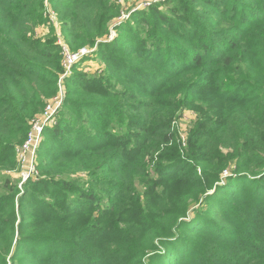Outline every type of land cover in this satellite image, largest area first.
<instances>
[{"label": "trees", "instance_id": "1", "mask_svg": "<svg viewBox=\"0 0 264 264\" xmlns=\"http://www.w3.org/2000/svg\"><path fill=\"white\" fill-rule=\"evenodd\" d=\"M50 1L72 47L108 37L122 14L121 0ZM177 1L136 11L120 26L131 42L99 44L109 70L69 77L41 177L22 191L34 94L55 91L64 68L55 40L33 37L45 0H0V264H264V0H202L218 18ZM185 109L199 120L183 146L172 123Z\"/></svg>", "mask_w": 264, "mask_h": 264}, {"label": "rangeland", "instance_id": "2", "mask_svg": "<svg viewBox=\"0 0 264 264\" xmlns=\"http://www.w3.org/2000/svg\"><path fill=\"white\" fill-rule=\"evenodd\" d=\"M146 0H121V16H117L115 18L112 19V21L115 19L114 23H113V27L111 28V34L108 37H104V38H99L96 40V42L94 44H88L85 46H81V47H72L69 42H67L68 40L66 39V36L62 30V22H61V16L59 14V8L57 3H51L50 0H45V11H44V17H47L46 20L47 22H44L40 25H38L37 27H35L34 29V36L35 38H40L42 42H46L48 40V38H53L55 40V43H57V45L59 46V54L61 56V60H60V65L61 68H64V71L62 70L59 73L58 79H57V89L54 91L52 88L50 89L49 86H44L43 87V91L41 93H37L34 94V99L36 101L38 100H42V105L37 107L35 109V112L33 113V117L30 119L29 121V129L28 132L32 131V126L35 124H39L40 126H43L44 129L41 131L40 134V138L38 141V144L36 146V148L34 150H31V152H34L36 154V162H37V166L36 169L38 171V174L33 176L32 178L26 180L25 182L31 180V181H36L39 180L41 177V172H40V168H39V161H40V151L42 148V146L45 145V138H46V130L48 128H54L56 125H58L59 123V115L60 112L64 106L66 97L68 96V94H71V92L69 91V86L67 83V80L69 79V77H72L73 74H98L101 75L103 74V71L105 68H107L106 70H109V67H107L104 63V59L101 56L100 51V43H105V42H112L116 39H118V44H123L126 42H131L132 38L128 37V35L126 37H121L122 34L125 33L124 28L120 29V26L124 23H131L132 26L130 28L133 27V25L135 24V19L134 17V13L138 10H147L150 9V7L152 6H147L144 5V2ZM171 2L177 3V0H162L160 2L154 3L155 4H160V3H167V5H170ZM261 0L254 3L253 6H261ZM60 4V3H58ZM197 4H199V6L201 5L204 9L208 10L209 12H211L215 18H218V16L220 17V10L216 9L212 7L211 5H207L204 4L202 0H197ZM166 5V6H167ZM220 5V4H219ZM165 6V5H164ZM163 5L160 6V8L162 10H165ZM48 9H51L55 16H54V20H52V18L49 16V12ZM186 15H188V13L186 11H184ZM191 12V11H189ZM196 20H199L202 23H206L207 22V18H203V14L202 13H197L196 14ZM197 18H202V19H197ZM189 24H191V26L194 28L195 26L193 24H196V22L193 20L192 22H189ZM224 27H226L225 29H221L222 31H225V33H230V34H235L236 29L234 28V26L232 24H227L223 25ZM60 32V36L63 39L61 42L62 44H66L69 48V50L71 52H77L80 53L82 49H87L88 52L86 53L87 55L83 56L80 58L79 61L76 62V64L71 68V70H67V68L65 67V57H64V53H63V47L62 45L59 43L58 41V33ZM164 37L167 38L168 41H170L171 39H177L176 37H174V34L167 30V28H163L162 31ZM28 36H32L30 35V33L28 34ZM125 39V40H123ZM123 40V41H122ZM178 40V39H177ZM122 41V43H121ZM179 41V40H178ZM179 44H184L183 40L179 41ZM167 43V42H166ZM129 45H131V43H129ZM185 46V45H184ZM164 51V50H163ZM166 52H168V49H165ZM178 54V53H177ZM167 59L172 61L173 63H178L179 60L184 59L183 56H179L178 55V60H176V58H173V53L171 52V54L168 52L166 54V56L164 55L163 60ZM81 61V62H80ZM144 67V66H143ZM157 73H161V69L157 68ZM162 74V73H161ZM80 76V75H77ZM117 80L118 77H117ZM116 81V80H115ZM117 82V81H116ZM128 86H130V84H127ZM119 88H121L120 86H118ZM135 91L137 92V94L142 95L144 98H147L148 95L142 93V88L139 87V85L133 86ZM109 90H113V87H111L110 85H108ZM71 90H75L74 86H70ZM52 90V95L50 94ZM49 94L51 96H49ZM92 100H101V101H106L105 98H92ZM116 100L117 97H116ZM87 102V101H85ZM108 103H111L110 99H107ZM59 103H61L59 105ZM112 107L115 108L116 112L110 115H114L115 117H118L119 114H122V112H124L125 109V105L121 104V106H116L114 103H112L111 105ZM112 110V109H111ZM111 111H105L104 113H99L96 114V118H97V122L100 123L103 119V116L106 115L107 113H110ZM118 113V114H117ZM81 115V114H80ZM101 115V116H100ZM103 115V116H102ZM34 118H37L35 121ZM119 118V117H118ZM201 119V118H200ZM199 120V113L194 110V109H185L183 110L181 113H179L177 116H175L174 121L172 123L173 129H175V131L177 132V134L182 138V145L185 146L186 142H187V138L190 134L191 129L193 128L195 122L197 123V121ZM33 121V122H32ZM30 122H32L30 124ZM111 126L115 125V129L118 128V126H123L125 127V123L124 120L122 119V122H120V120L116 119V120H112L110 122ZM95 127V126H94ZM93 126L90 125H86V128H82L83 130H92L94 129ZM79 128V127H78ZM78 128H76L75 130H78ZM81 129V127H80ZM174 131V130H172ZM27 138V137H26ZM25 138V140H26ZM24 140V142H25ZM23 142V143H24ZM22 143V144H23ZM22 144H19V146H21ZM30 152L27 153V155ZM9 174H14V171H9ZM7 173V174H8ZM231 174V172H225L223 178L228 177ZM81 175V174H78ZM14 178L15 175H13ZM18 176V175H17ZM82 176H86L87 175H82ZM21 190L23 191V185H20ZM56 188V187H54Z\"/></svg>", "mask_w": 264, "mask_h": 264}, {"label": "built area", "instance_id": "3", "mask_svg": "<svg viewBox=\"0 0 264 264\" xmlns=\"http://www.w3.org/2000/svg\"><path fill=\"white\" fill-rule=\"evenodd\" d=\"M162 0H146L144 2V5L151 6L154 3L160 2ZM49 16L54 20V12L51 9H48ZM63 39L60 36V32L58 33V41L63 47V53L65 57V67L67 70H71V68L76 64L77 61L80 60L81 57L87 55L88 52L87 49H82L80 53L71 52L66 44H62ZM61 103H59L60 105ZM37 118H34L33 121H35ZM32 121V122H33ZM30 122V124L32 123ZM44 129L43 126H40L39 124H35L32 126V131L28 132L27 138L25 142L17 148V156L18 160L20 162L21 171L20 175L22 177V182L20 185H22L26 180L32 178L33 176L38 174V171L36 169L37 162H36V154L34 152H31V150H34L38 144L41 131ZM30 152L28 155L27 153Z\"/></svg>", "mask_w": 264, "mask_h": 264}]
</instances>
